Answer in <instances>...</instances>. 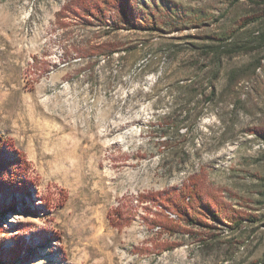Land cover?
I'll return each mask as SVG.
<instances>
[{
	"label": "rangeland",
	"instance_id": "obj_1",
	"mask_svg": "<svg viewBox=\"0 0 264 264\" xmlns=\"http://www.w3.org/2000/svg\"><path fill=\"white\" fill-rule=\"evenodd\" d=\"M120 8L0 0V134L29 164L27 190L0 189L1 261L264 264V4ZM234 41L247 52L221 58L212 100L176 91ZM187 180L223 218L206 245L154 223Z\"/></svg>",
	"mask_w": 264,
	"mask_h": 264
},
{
	"label": "trees",
	"instance_id": "obj_2",
	"mask_svg": "<svg viewBox=\"0 0 264 264\" xmlns=\"http://www.w3.org/2000/svg\"><path fill=\"white\" fill-rule=\"evenodd\" d=\"M119 3L121 7L119 10L122 15H129V7L132 0H114ZM252 4L260 5L264 4V0H249ZM107 3V1L105 2ZM84 11L88 15H92L91 8L96 10L99 7V2H89L88 6H82ZM255 19L256 16H255ZM255 19L246 18L242 21V26L254 21ZM221 40V37H218ZM227 40V38L225 39ZM211 47V46H209ZM221 49V48H219ZM216 58L212 60L216 64V69L213 74L208 75L206 72L204 76L205 82L200 83L196 76L192 80L184 83L176 81L173 87L178 93L186 92L188 94L193 92H199L206 94V101H210L214 98V85L213 79L215 73L220 67L222 57L231 56L239 52H247V46L244 42L234 41L232 46L225 48L224 50H209ZM206 52V53H208ZM185 118L177 119L173 121L172 129L177 130L181 124H183ZM29 164L25 158L24 153L15 147L12 140L0 134V189L5 191L22 192L27 190V184L19 179V175L25 177ZM29 193V192H28ZM176 195L177 198H173ZM168 212L174 215L175 218L165 214L164 211L156 212L155 225L171 235H178L181 238L185 236H191L196 242L203 245L208 243V235L212 234L217 229L216 224L222 223L223 218L216 211L209 200L203 197V194L199 193L195 184L187 180L179 190H173L167 193V200L164 204ZM12 209V206H8ZM203 215V216H202ZM208 217V218H207ZM208 219V220H207ZM181 223L185 226H182ZM235 227H240L241 220L234 219L231 224ZM191 227L192 229L188 228ZM195 231L189 232L190 230ZM211 238V236H210ZM0 264H4L0 258Z\"/></svg>",
	"mask_w": 264,
	"mask_h": 264
}]
</instances>
